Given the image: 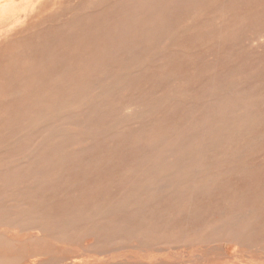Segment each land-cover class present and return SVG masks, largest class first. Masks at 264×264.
Returning a JSON list of instances; mask_svg holds the SVG:
<instances>
[{"label":"rangeland","instance_id":"obj_1","mask_svg":"<svg viewBox=\"0 0 264 264\" xmlns=\"http://www.w3.org/2000/svg\"><path fill=\"white\" fill-rule=\"evenodd\" d=\"M33 1L0 0V264H264V0Z\"/></svg>","mask_w":264,"mask_h":264},{"label":"bare ground","instance_id":"obj_2","mask_svg":"<svg viewBox=\"0 0 264 264\" xmlns=\"http://www.w3.org/2000/svg\"><path fill=\"white\" fill-rule=\"evenodd\" d=\"M3 1H4V0H3ZM28 1H30V0H28ZM34 1H35V0H34ZM34 1H33V2H34ZM44 1H45V0H44ZM55 1H56V0H55ZM46 2H47V1H46ZM50 2H51V0H50ZM84 2H85V1H84ZM13 3H14V2H9V3H4V4H1V3H0V15H3V14L7 11L6 8L11 7ZM18 3H19V2H18ZM19 4H22V3H19ZM41 4H42V3H41ZM56 4L58 5V3H56ZM60 4H61V3H60ZM28 5H29V3H28ZM38 5H39V4H38ZM21 6H22V5H21ZM36 6H37V4H36ZM36 6H35V7H36ZM14 7H15V6H14ZM11 8H12V7H11ZM11 8H10V9H11ZM15 8H16V7H15ZM17 8H18V7H17ZM92 8H93V7H92ZM21 9H22V8H21ZM32 9L34 10V8H32ZM32 9H31V10H32ZM35 9H36V8H35ZM5 10H6V11H5ZM31 10H30V11H31ZM4 11H5V12H4ZM34 11H35V10H34ZM15 12H16V11H15ZM28 13H31V12H28ZM8 14H9V12H8ZM19 14H20V13H19ZM19 14H18V15H19ZM23 14H24V13H23ZM28 15L30 16V14H28ZM26 16H27V15H26ZM2 17H3V16H2ZM13 17H14V16H13ZM13 17H12V18H13ZM15 17H16V16H15ZM16 18H17V17H16ZM22 18H23V17H22ZM27 18H29V17H27ZM27 18H26V19H27ZM30 18H31V17H30ZM1 19H2V18H1ZM6 19H7V18H6ZM22 20H23V19H22ZM1 21H2V20H1ZM11 21H12V20H11ZM5 22H6V21H5ZM20 22H21V21H20ZM24 22H25V19H24ZM7 24H9V23H7ZM24 24H25V23H24ZM19 25H20V23H19ZM21 25H23V24H21ZM21 25H20V26H21ZM6 26H7V25H6ZM6 26H5V27H6ZM2 27H3V26H2ZM2 27H1V28H2ZM12 27H13V26H12ZM12 27H11V28H12ZM1 28H0V29H1ZM5 29H6V28H5ZM5 29H4V30H5ZM6 30H7V29H6ZM10 30H12V29H10ZM10 30H9V31H10ZM9 31H7V32H9ZM7 32H2V33L4 34V33H7ZM3 34H1V35H3ZM85 244H86V243H84V245H85ZM225 250H226V249H225ZM225 253H226V252H225ZM39 254H40V253H36V254L31 255V256H35V258L28 259L27 262H26L25 264H34L36 260H39V259L41 258V256H40ZM176 255H177V254H176ZM161 260H164V258H159V259H158L159 262H160ZM133 262H134V261H133ZM63 264H69V263H68V262H65V263H63Z\"/></svg>","mask_w":264,"mask_h":264}]
</instances>
